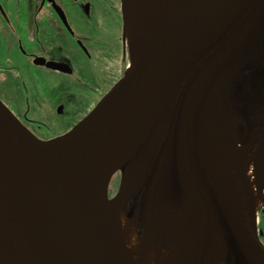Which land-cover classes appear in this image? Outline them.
<instances>
[{
  "label": "water",
  "instance_id": "95a60500",
  "mask_svg": "<svg viewBox=\"0 0 264 264\" xmlns=\"http://www.w3.org/2000/svg\"><path fill=\"white\" fill-rule=\"evenodd\" d=\"M121 10L125 35L123 0ZM128 63L87 115L48 139L0 98V264H129L113 221L121 196L148 236L159 208H188L192 249L180 264H208L213 235L225 264H264L232 161L206 144L223 122L252 152L264 146V0H146ZM141 147L135 194L120 184L111 196Z\"/></svg>",
  "mask_w": 264,
  "mask_h": 264
},
{
  "label": "flooded vegetation",
  "instance_id": "af4514ba",
  "mask_svg": "<svg viewBox=\"0 0 264 264\" xmlns=\"http://www.w3.org/2000/svg\"><path fill=\"white\" fill-rule=\"evenodd\" d=\"M27 1H29V4L25 0L23 9L20 3L17 4L16 14L9 9H5L0 1V47H8V38L12 37L17 40L19 52L26 56L32 64L43 69L55 71L61 74L63 78H70L69 80L72 78L75 83H80L82 81L80 80L81 77L85 79L84 72L89 73L90 77L96 81L102 79L103 76L109 78L113 72L112 66L115 70L118 69L121 72L120 75H122L128 62V49L124 35L122 10L117 6L119 0H75V8L72 12L73 18L58 0H35L36 8L33 11L29 10L33 0ZM54 2L62 8L64 14L54 7ZM111 12L119 14V19L121 20V31L117 40L124 54L120 63L121 68L117 66V56L113 55L108 47V43H111L114 47H117L118 44L112 42L103 30L104 21L112 15ZM14 14L15 16H13ZM23 37L31 40L34 44L26 46ZM63 38H68L75 44V50L78 51L77 55L81 57L80 62L83 70L81 75L79 74V68L81 67H79V62L76 60V55H70L69 51L64 52V47L60 44ZM71 56L75 57V59ZM49 62L61 66L52 67L48 65ZM15 69L18 70V73L22 71L18 65L9 61L8 63H0V91L2 92V94L0 93V98L2 100H4L5 97L3 98V96H6L7 93L11 96V91L8 87L11 79L2 70L11 71ZM22 73L21 75H23ZM87 91L90 92L91 90L88 88ZM105 93L104 90L101 91L100 96ZM18 96L21 97V95ZM15 104L8 106L38 137L48 139L59 135V133L45 135L48 133L43 129L45 125L31 116V106L24 104V111L21 112L22 109L18 103L16 102ZM58 110L59 112L64 110L63 103L59 104ZM117 173L120 175V172ZM112 193L110 191L111 196H113ZM260 214L264 215V206L260 210ZM260 236L263 241V229Z\"/></svg>",
  "mask_w": 264,
  "mask_h": 264
},
{
  "label": "bare ground",
  "instance_id": "6f19581e",
  "mask_svg": "<svg viewBox=\"0 0 264 264\" xmlns=\"http://www.w3.org/2000/svg\"><path fill=\"white\" fill-rule=\"evenodd\" d=\"M145 3L146 0H123L128 62L130 47L133 50L138 20ZM213 141L215 144L212 147L218 155L232 161L234 175L245 191L250 212L258 222L259 212L264 204L256 185L259 183L264 186V146L255 153L252 152L240 135L223 122L210 127L206 144ZM142 147L129 153L121 164V187L129 194L136 192L134 175ZM128 205L126 196L114 201L113 221L118 242L129 264H180L188 256L192 249L188 208L174 204L159 208L150 219L152 236H148L142 227H136L134 219L128 213ZM208 264H225L222 246L216 235L210 241Z\"/></svg>",
  "mask_w": 264,
  "mask_h": 264
},
{
  "label": "rangeland",
  "instance_id": "374dc122",
  "mask_svg": "<svg viewBox=\"0 0 264 264\" xmlns=\"http://www.w3.org/2000/svg\"><path fill=\"white\" fill-rule=\"evenodd\" d=\"M5 9H9L13 13L17 10V4H21L23 9V2L25 0H0ZM67 9L70 16L73 18L74 1L75 0H58ZM26 2L29 1L26 0ZM36 2L33 0L29 10H35ZM121 8V0L117 4ZM110 11V10H109ZM112 13V12H111ZM16 14V13H15ZM15 14L13 16H15ZM16 18V17H15ZM17 20V19H16ZM104 32L110 37L112 42L117 43V47L108 43L110 52L116 55L118 58L117 66L121 68L120 63L123 59V52L120 49V44L117 42L120 31H121V20L119 19V14L112 13L111 16L107 17L103 24ZM9 37H11L9 35ZM24 44L26 46H31L32 41L23 37ZM60 44L64 47V52H70V55H76V60L79 62V67H81V62L78 51L75 50L74 43L68 38H63ZM6 46V45H5ZM107 47V48H108ZM8 48V49H7ZM32 48V47H30ZM119 49V50H118ZM71 56L75 59V57ZM8 61L12 64L18 65L22 71L18 73V70H2L4 74L11 79L8 83L10 88V95L7 93L3 96L4 100L8 105L18 103L19 107L24 110V104L31 106V116L41 121L45 126L44 131L47 133L45 135H50L54 133H65L71 129L78 121L87 115L91 109L97 104L101 99V91L107 92L111 86L123 75H120L118 69L112 66V73L110 77H102L97 81L90 77V74L84 72L83 79L80 83H75L72 78L71 80L61 77L62 75L51 70L43 69L40 66L32 64L29 59L22 55L17 46V40L14 38H8V47H0V63ZM82 67L79 68V74L81 75ZM23 72V73H22ZM108 72V71H107ZM21 73L23 75H21ZM118 73V75H117ZM88 88L91 90L88 92ZM2 94V92L0 91ZM18 95H21L19 97ZM104 95V94H103ZM8 97V98H6ZM11 97V98H10ZM13 100H15L13 102ZM64 104V110L59 112V104ZM16 105V104H15ZM119 172V171H118ZM121 184V173H116L112 178L110 184V191L114 195L119 185ZM259 230L263 229V241H264V225H261V219L259 214Z\"/></svg>",
  "mask_w": 264,
  "mask_h": 264
},
{
  "label": "trees",
  "instance_id": "16d2710c",
  "mask_svg": "<svg viewBox=\"0 0 264 264\" xmlns=\"http://www.w3.org/2000/svg\"><path fill=\"white\" fill-rule=\"evenodd\" d=\"M260 219H261V225L264 224V215L263 214H260Z\"/></svg>",
  "mask_w": 264,
  "mask_h": 264
}]
</instances>
